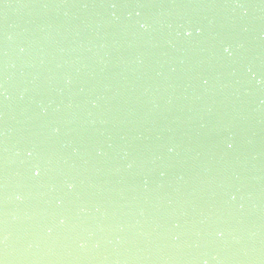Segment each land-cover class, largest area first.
Instances as JSON below:
<instances>
[{"label": "water", "instance_id": "1", "mask_svg": "<svg viewBox=\"0 0 264 264\" xmlns=\"http://www.w3.org/2000/svg\"><path fill=\"white\" fill-rule=\"evenodd\" d=\"M0 264H264V0H0Z\"/></svg>", "mask_w": 264, "mask_h": 264}, {"label": "snow or ice", "instance_id": "2", "mask_svg": "<svg viewBox=\"0 0 264 264\" xmlns=\"http://www.w3.org/2000/svg\"><path fill=\"white\" fill-rule=\"evenodd\" d=\"M36 174L39 175V170H37V173Z\"/></svg>", "mask_w": 264, "mask_h": 264}]
</instances>
